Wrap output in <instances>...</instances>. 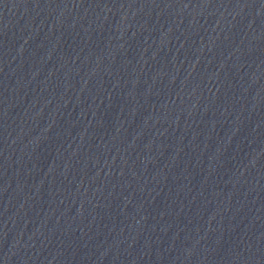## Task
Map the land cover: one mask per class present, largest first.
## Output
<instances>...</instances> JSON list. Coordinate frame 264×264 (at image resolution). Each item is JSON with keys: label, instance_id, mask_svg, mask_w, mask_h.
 <instances>
[{"label": "water", "instance_id": "95a60500", "mask_svg": "<svg viewBox=\"0 0 264 264\" xmlns=\"http://www.w3.org/2000/svg\"><path fill=\"white\" fill-rule=\"evenodd\" d=\"M0 264H264V0H0Z\"/></svg>", "mask_w": 264, "mask_h": 264}]
</instances>
